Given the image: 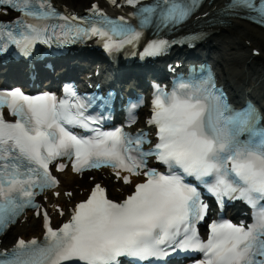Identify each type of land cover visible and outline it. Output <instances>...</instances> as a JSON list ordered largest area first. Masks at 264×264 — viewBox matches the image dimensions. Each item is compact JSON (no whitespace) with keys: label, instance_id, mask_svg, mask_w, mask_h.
<instances>
[{"label":"snow or ice","instance_id":"snow-or-ice-1","mask_svg":"<svg viewBox=\"0 0 264 264\" xmlns=\"http://www.w3.org/2000/svg\"><path fill=\"white\" fill-rule=\"evenodd\" d=\"M124 2L140 6L134 15L141 30L123 16L109 18L96 4L91 8L96 18L85 19L61 15L50 0H0V6L22 14L11 22L0 21V41L6 39L0 52L12 44L30 54L38 42L50 43V28L53 34L59 28L61 43L73 35L95 36L113 53L136 45L143 26L154 17L167 26L185 20L196 6V0ZM229 8L245 10V18L264 26V0H231ZM51 18L65 23L50 25ZM170 43L152 40L142 57L160 55ZM87 107L71 87L63 98L27 95L19 88L0 91V232L29 207L44 221L42 239H19L10 250L0 251V264H121V258L151 261L178 250L202 254L195 264H264V126L254 108L234 110L210 76L178 80L170 92L157 86L148 121L156 128L153 142L145 132L133 136L123 128L92 127L98 121L85 114ZM5 108L14 122L5 119ZM61 158L77 174L111 168L115 180L125 185H133L134 177L145 179L120 201L95 183L88 197L71 209L67 222L54 227L49 212L35 201L46 189L59 186L50 165ZM68 166L59 163L58 170ZM187 178L201 182L221 205L225 197L245 201L256 210L254 222L213 221L207 239H202L196 225L205 219L208 205ZM57 210L65 215L62 208Z\"/></svg>","mask_w":264,"mask_h":264},{"label":"bare ground","instance_id":"bare-ground-1","mask_svg":"<svg viewBox=\"0 0 264 264\" xmlns=\"http://www.w3.org/2000/svg\"><path fill=\"white\" fill-rule=\"evenodd\" d=\"M59 6L68 5L79 11L90 6L87 0H55ZM224 0H216L203 11L214 12ZM229 24L209 26L208 31L214 32L207 40V49L213 58L218 60L222 69L227 70V78L237 91L239 86L257 98L264 96V30L239 18H229ZM261 51L259 56H253V50ZM245 92V93H247ZM264 102V99L262 100ZM68 176V179H65ZM76 177L68 172L63 175L65 185H69ZM42 221L32 219L25 224L15 226L4 238L3 246L13 244L18 235L32 236L40 233Z\"/></svg>","mask_w":264,"mask_h":264},{"label":"rangeland","instance_id":"rangeland-1","mask_svg":"<svg viewBox=\"0 0 264 264\" xmlns=\"http://www.w3.org/2000/svg\"><path fill=\"white\" fill-rule=\"evenodd\" d=\"M90 0H87V2L89 3Z\"/></svg>","mask_w":264,"mask_h":264}]
</instances>
